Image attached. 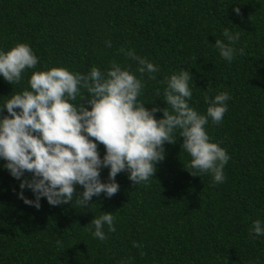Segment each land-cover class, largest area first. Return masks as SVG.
I'll return each mask as SVG.
<instances>
[{
    "label": "trees",
    "instance_id": "trees-1",
    "mask_svg": "<svg viewBox=\"0 0 264 264\" xmlns=\"http://www.w3.org/2000/svg\"><path fill=\"white\" fill-rule=\"evenodd\" d=\"M226 28L240 34L231 46L244 50L231 62L215 47L217 39L228 43ZM17 43L30 45L38 63L17 84L0 76V108L30 90L34 71L65 67L87 75L95 66L106 73L115 61L141 79L138 102L171 110L167 80L184 70L192 75L187 102L199 114L206 115V92H228L223 121L209 118L205 130L230 159L224 182H214L211 173L188 167L176 130V143L165 142V158L147 182L134 185L121 172L111 198L101 193L83 207L75 197L58 206L42 197L38 210L19 198L23 191L35 200L31 189L20 188L32 174L18 180L0 158V264H264V234L253 229L257 220L264 226V0H0V50ZM129 50L157 67L155 79L139 73ZM87 98L81 88L71 102ZM6 115L5 107L0 116ZM98 150L103 158L104 146ZM109 172L101 169L102 182ZM105 213L114 216L115 231L105 224L101 241L90 222Z\"/></svg>",
    "mask_w": 264,
    "mask_h": 264
},
{
    "label": "clouds",
    "instance_id": "clouds-1",
    "mask_svg": "<svg viewBox=\"0 0 264 264\" xmlns=\"http://www.w3.org/2000/svg\"><path fill=\"white\" fill-rule=\"evenodd\" d=\"M234 12L240 15V7L234 8ZM223 35L228 43L217 39L215 47L225 60L231 62L238 52L244 55L243 48L231 46L240 39L239 33L233 35L226 28ZM107 46L111 47L110 41ZM125 55L138 63L141 75L148 73L149 79H155L152 74L157 67L153 63L134 50ZM37 63L38 58L27 43L0 50V76L11 85L19 83L22 73L34 69ZM191 78L184 70L173 74L164 90V101L171 110L158 106L149 110L138 102L141 79L115 61L106 73L95 66L87 75L65 67L34 71L29 80L30 90L13 94L0 108L2 112L6 107L8 113L0 116V158L7 162L5 167L14 178L19 180L25 173L32 174L30 181L21 182L20 188L31 189L35 200L26 198L23 191L19 198L38 210L42 197L52 206L71 203L75 197L83 207L101 193L111 198L120 188L116 182L119 173H129L134 185L155 176L157 163L165 158V142L176 143V130L183 138L182 149L191 157L188 167L211 173L214 182L223 183V170L230 157L225 149L210 142L205 125L209 118L216 125L223 121L230 96L225 91L211 98L206 92L208 107L206 115H201L187 102L193 95L189 87ZM81 88L86 89L88 98L77 106L71 101L77 99ZM157 112H162L163 117L157 119ZM98 144L106 150L103 158ZM102 168L110 169L107 183L101 180ZM77 185L84 189L80 194ZM90 224L95 229L93 236L101 241L107 239L105 224L109 232L115 231L112 213L94 218ZM253 229L256 235L264 234L259 220Z\"/></svg>",
    "mask_w": 264,
    "mask_h": 264
}]
</instances>
